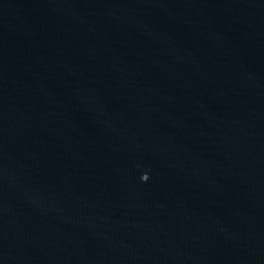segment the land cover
<instances>
[{
  "label": "water",
  "instance_id": "obj_1",
  "mask_svg": "<svg viewBox=\"0 0 264 264\" xmlns=\"http://www.w3.org/2000/svg\"><path fill=\"white\" fill-rule=\"evenodd\" d=\"M0 264H264V0H0Z\"/></svg>",
  "mask_w": 264,
  "mask_h": 264
}]
</instances>
